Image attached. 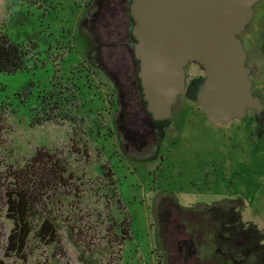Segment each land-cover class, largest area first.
<instances>
[{"label": "rangeland", "instance_id": "1", "mask_svg": "<svg viewBox=\"0 0 264 264\" xmlns=\"http://www.w3.org/2000/svg\"><path fill=\"white\" fill-rule=\"evenodd\" d=\"M84 3L0 0V32L22 44L28 55L22 70L0 74V179L32 162L36 153L54 154L65 163L63 179L68 185L66 193L42 191L45 195L35 209L38 219L33 228L37 231L48 218L54 238L32 234L20 258L15 253L6 255L13 223L0 204V258L8 264H200L194 251L185 253L187 246L182 245L181 238L196 233L200 221L210 219V212L203 211L200 216V206L227 198H240L249 205L241 214L242 220L253 223L264 234V151L259 156L253 152V136L242 140L244 133L235 130L240 123L215 125L205 120L203 113L188 111L182 139L163 171L156 173L154 165L118 161L113 143L116 133L110 122L114 88L101 66L108 63L114 48L97 46L94 60L87 59L91 44L81 33L78 20ZM92 16L83 26L96 40L106 36V43H110L117 31L118 37L124 35L122 10L109 19L107 29L100 16ZM245 29L255 36L251 49L259 46L262 40L258 37V42L257 36L264 35V13L255 11L254 21ZM107 30L112 32L109 38ZM46 45L51 48L45 51ZM86 76L90 84L87 93L67 87V81L78 85ZM52 93L53 101L48 99ZM179 103L176 109L184 107V102ZM177 117L178 112L174 122ZM94 123L102 129L100 133H91ZM236 136L241 139L238 144L232 140ZM257 144L264 142L258 139ZM122 164L130 169L134 165L137 170L130 174L121 169ZM107 171L111 176L103 175ZM8 182L5 180V185ZM244 185L247 188L231 193ZM161 191L177 197L187 212L175 213L168 207L171 201L161 199L165 193ZM157 202L168 209L154 212ZM170 229L172 235L177 230L180 235L172 238ZM236 236L233 251L238 254L240 241L235 243ZM226 248L227 243H223L225 253ZM239 258L224 262L264 264V257L257 263ZM204 260L201 264H213Z\"/></svg>", "mask_w": 264, "mask_h": 264}, {"label": "flooded vegetation", "instance_id": "2", "mask_svg": "<svg viewBox=\"0 0 264 264\" xmlns=\"http://www.w3.org/2000/svg\"><path fill=\"white\" fill-rule=\"evenodd\" d=\"M130 3L131 0H85L81 17L78 19L81 33L88 37V41L91 44V48L86 52L88 60H94L93 49H96L97 46L102 48L107 44V47L112 46L114 48L108 54V63L101 65L99 62V64L107 72L108 79H111L113 83L112 89L114 88L115 103L114 107L112 105L113 111L110 122L113 123L112 128L116 133L113 143L116 149L115 157L118 161L126 163L129 160L130 162H135L138 166L154 165L156 173L157 171H163L164 166L171 160L170 157L176 143L182 139V129L188 121L189 114L194 112L203 113V118L215 125L232 127V124L240 123L241 126L235 128L236 132L244 133L242 140L253 136V142L255 143L253 152L259 156L264 151V144L261 146L257 144L258 139H260V142H264V35L257 36V40L259 37L262 42H260L259 46L256 44L254 49H251L252 46H250L251 43H254V33L248 34L245 32L246 29H244L238 36L245 51V65L248 68L251 95L258 103L255 107L246 109L243 117L231 120L226 124L214 123L208 119L204 109L197 102L198 91L206 76L204 68L196 61H188L184 67V89L174 103L171 104L170 117L163 120H155L147 111L138 78V61L133 54L135 39L131 32L133 21L129 13ZM118 10H122V16L123 14L125 15V18H122L124 35L118 37L119 31H117L115 33L116 39L114 41L109 40L111 41L110 43H106V36H104L106 40H99L98 38L96 40L83 26L86 20H91L92 14L94 19H97L96 16H100L101 23L107 29L110 25L109 19L113 18L114 14L116 16ZM255 11L264 13L262 0L254 6L250 23L254 21ZM107 33L109 38L112 32L107 30ZM251 34L253 35L252 38L250 37ZM50 48V45H46L44 50L46 51ZM94 63L97 64L96 61ZM87 76L82 78L83 82L78 85L67 81V87L76 93L81 90L87 93L90 89ZM53 98L54 95L52 93L48 99L53 101ZM68 99L67 97L66 101ZM180 101L184 102V109L175 108L180 104ZM44 102L41 104L42 106ZM188 111H190L189 114H187ZM176 112H178V117L174 122ZM172 122L175 124H172ZM232 140L237 144L241 141L238 136L235 137L236 141L233 138ZM212 160L215 161V157H212ZM241 164L244 165L243 162ZM131 167L133 168L130 169L128 165L125 167L123 164L121 165V169L133 174L137 167H134V165ZM241 168L243 169L245 166H241ZM234 172L231 171V174H235ZM250 183L251 181L247 184ZM244 188L247 187L244 185L231 193L235 194V192ZM215 191L220 190L217 189ZM176 196L174 194V197ZM161 199L171 201L168 207L174 209L175 213L187 212L183 208L184 205L181 206L178 203L177 197L174 199L169 192L163 193ZM200 207L198 210L200 216L205 211L210 212L211 217L209 220L205 218L204 221H200L199 227L195 230L196 233L191 232L188 236H185L186 239L181 238V241H183L182 245L187 246L185 251L187 255L189 252L194 251L196 259H199L201 263L206 259L213 264H227L224 261L227 259L234 261V256L238 258L242 256L241 259L239 258L242 262L254 261L255 263L264 257V234L261 230H257L253 223L242 220L241 214L249 207L243 200L240 198H227L218 201L217 199L212 200L210 205H202ZM164 209L167 210L168 208L161 203L157 202V204L153 205L154 212L157 210L158 213ZM176 218L179 217L176 215ZM171 232H173L172 229L168 231L169 234ZM177 232H174V235L171 234L172 238L180 235ZM233 236L238 238L235 243L240 241L239 246H236L237 251H239L238 254L233 251ZM173 241L178 243L179 239H174ZM223 243H227L226 253L222 250Z\"/></svg>", "mask_w": 264, "mask_h": 264}, {"label": "water", "instance_id": "3", "mask_svg": "<svg viewBox=\"0 0 264 264\" xmlns=\"http://www.w3.org/2000/svg\"><path fill=\"white\" fill-rule=\"evenodd\" d=\"M259 1L131 0L133 54L153 119L170 117V106L184 89L188 61L204 68L197 102L210 121L226 124L258 105L238 36Z\"/></svg>", "mask_w": 264, "mask_h": 264}, {"label": "trees", "instance_id": "4", "mask_svg": "<svg viewBox=\"0 0 264 264\" xmlns=\"http://www.w3.org/2000/svg\"><path fill=\"white\" fill-rule=\"evenodd\" d=\"M60 37L62 39L63 36ZM27 56V51L22 44L14 43L6 34L0 32V74H13L22 70ZM101 130L94 123L91 133L94 131L100 133ZM107 132L108 130L104 133ZM65 173V163L54 154L36 153L32 162L8 172L4 180L0 179V204L6 207V217L13 223L7 239L8 254L6 255L15 253L17 258H20L21 253L26 250L28 239L34 233L40 237L42 235L44 238H54L55 231L48 218L42 221L38 232L34 230L33 225L38 219L35 217L37 216L35 209L41 203L40 198L45 195L42 191L48 189L55 190L57 194L66 193L65 189L68 185L63 179ZM103 175L109 177L111 173L107 171ZM5 180L9 181L7 185ZM0 264L8 263L0 258Z\"/></svg>", "mask_w": 264, "mask_h": 264}]
</instances>
